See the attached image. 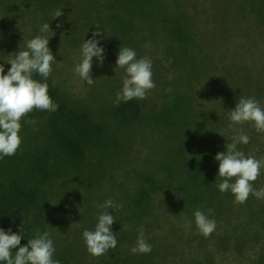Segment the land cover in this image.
<instances>
[{
    "label": "rangeland",
    "instance_id": "1",
    "mask_svg": "<svg viewBox=\"0 0 264 264\" xmlns=\"http://www.w3.org/2000/svg\"><path fill=\"white\" fill-rule=\"evenodd\" d=\"M142 1L145 4L147 2V0L138 2L143 3ZM164 1L171 7L176 6L185 18L173 12H162L158 17H151L148 20L154 22L153 19H164L166 21L164 25L182 24L184 28L187 24V31L195 35L183 46H179L169 35L161 32L159 28L162 22L159 21L148 25L146 18L130 16L127 22L129 29L123 28V24L119 22L124 23V17L118 15L119 17L112 19L113 15H110L106 4H103L105 0H95L96 5L92 7L89 0H58V9L63 13V9L68 8L71 15L63 13L56 18L54 17L58 9L50 8L52 0H0V64L4 65L5 74L11 67L7 63L10 59L9 54L16 53L20 49L25 50L27 41L36 35H41L40 28L44 23H48L54 33L49 39L48 46L56 62L51 66L52 74L47 83L49 86L53 85L54 80L55 85L66 92V97L74 99L75 110L79 116H85L92 123L96 122L95 116L99 113L96 111H100V106L107 105L105 109L114 107L116 93L122 88L125 71L115 65L120 46L134 49L137 59L148 57L151 60L152 79L156 87L149 91L146 99H139L145 114L144 118L142 117V121L135 125L133 131L126 133L123 130L118 131L125 143L117 147L116 151L106 156L98 154L94 149L87 151V155L92 152L94 156H91L90 163L85 166L83 180L91 189L89 193L85 185H80L77 186V192L89 193L90 204L100 213L103 209L99 206L109 198L116 204L125 203L123 199H119V193H122L123 189L133 191V187L141 181L135 171L143 170L157 186L154 188L145 185L150 196L145 204L146 208H152L159 216V220L155 222L158 225L151 230L158 240H161L162 236H169L165 232L168 222L174 224L178 220L177 210L166 200L167 194L177 192L173 185L180 184L197 193L201 188L193 187L192 182L185 179L180 166L169 168L162 163L163 157L176 162L179 157L182 160L181 151L188 148L189 141L183 137L176 138L175 133L181 131V126L170 125L168 121L161 119L158 122H148L147 114L150 110L161 108L168 99L171 100L176 96L189 101L191 112L198 113L194 119L199 126H195L191 131V137H194L193 146L189 143L190 148L199 149L201 152L196 158V166L204 165L213 169L208 162L211 161L216 165L219 162L212 159L214 149L209 150L210 144L218 142L220 147H223L231 143L228 138L240 132L247 133L250 142L237 146L238 149L258 159L264 157V133L254 131L252 129L254 127L249 122L242 125L232 124L229 127L231 122L228 115L223 113L226 108L223 100L227 95L226 83L220 78L225 73L224 64L232 62L234 52L237 53L235 56L244 55L245 62L253 69V73L258 69L259 72L264 73V30H259V27L255 26V18L244 12L241 17L233 19L236 21L235 24L232 23L235 32L225 39L221 32L225 29V23L228 27L227 23L232 17L228 11L225 22L224 16H220L223 0ZM49 18H53V21ZM135 20L137 22H134ZM57 24L61 27H57ZM97 25L99 29L96 28ZM242 29L246 30L240 31ZM93 31L104 33L96 38L99 41L98 46L104 49V60L99 63L97 58H93L91 75L95 83L90 86L75 74L74 61L79 60L81 45L84 40L92 38ZM33 78L42 81L39 75H34ZM254 98L264 107V95H256ZM46 115V111L34 110L31 120H35V124L24 125L29 136L48 127L43 123ZM217 116L219 118H216ZM214 121H217L216 135L209 144V127ZM29 126L33 127L32 132L29 131L31 129ZM78 126L79 129L80 124ZM214 172L216 177L218 171L214 170ZM99 173L101 176L99 175L97 179ZM168 175L173 179L172 186L175 188H167L163 182H156L164 178L167 182ZM217 179L221 182L223 178L218 176ZM252 183L256 189L264 187V169L261 170L260 177ZM209 191L207 187V192ZM69 193L71 194V189ZM101 195H105L106 199ZM82 198L76 197V207L79 212L86 206V202L85 204L81 202ZM58 205L68 204L66 202L61 204L60 201ZM221 206L225 209L223 213L219 216L216 213L209 215L210 219L216 221L215 231L205 238L198 233L195 225L188 235L189 243H183L181 250L189 251L190 254L186 255L189 258H198L207 264L253 262L259 257V250L264 243V199L250 195L247 203L241 204L240 207L231 198ZM116 209H108L109 214ZM186 218L182 219V225L188 233L191 222L188 221V217ZM73 225L74 223L70 229L74 227ZM65 235L66 233L63 234ZM222 242L226 245H222ZM85 256L91 264H98L87 250ZM0 264L4 263L0 262Z\"/></svg>",
    "mask_w": 264,
    "mask_h": 264
},
{
    "label": "trees",
    "instance_id": "2",
    "mask_svg": "<svg viewBox=\"0 0 264 264\" xmlns=\"http://www.w3.org/2000/svg\"><path fill=\"white\" fill-rule=\"evenodd\" d=\"M52 1L50 8L58 9V0ZM138 1L105 0L103 4H106L108 12L113 15V17L111 16L112 19L119 17L118 15L124 17L126 20H123L124 23L118 21L123 24L125 29H129L127 22L130 16L132 18L139 16L146 18L148 25H153L152 23L157 21L162 22L159 28L161 32L169 35L173 39L172 41L178 43L179 46H183L188 39L191 40V37L195 35V33L187 31V24L184 28L182 24L164 25L163 23L166 22L164 19H153L154 22L148 20L151 17H158V14L162 12H173L175 15L185 18L176 6L171 7L164 0H147L146 4L143 1V3ZM89 4L91 7L95 6V0H89ZM222 4L220 16H224L223 21H226L227 11L232 17L227 23L228 27L225 23V29H222L221 32L225 39L235 32L232 23L235 24L236 21L233 19L241 17L244 12L255 18V26L259 27V30H264V0H223ZM66 9H63V13L71 15L68 12L69 9ZM49 19L51 21L53 18ZM136 20L134 22H137ZM235 55L237 53L234 52L231 58L232 62L224 64L225 73L220 77L226 83L227 95L223 98L226 103V108L223 111L225 115H228L231 108L235 107L241 96L264 95V73L259 72V69L254 71L256 74L253 73V69L246 64L244 55ZM48 94L53 102L58 104V109L55 112L46 111L47 115L43 123L48 127L29 136L24 125H31L27 121L31 120L33 110L25 119L21 120L20 136L22 143L15 155L0 159V228L5 231L11 228L13 232L22 234L20 246L27 244L28 239L35 236L36 229H39L41 233L48 231L51 233L55 246L53 259L60 261V264H91L85 256L87 249L82 233L85 229L94 230L99 213L90 204L91 195L88 194L91 187L85 185L83 180L85 166L88 165V162L90 163V159L94 156L92 152H90L92 154L87 155V151L94 149L103 156L116 151L117 147L125 143L118 131L123 130L125 133L133 131L135 125L142 121L145 114L140 100L133 99L128 102H121L118 107L114 106L111 109H105L107 105L100 106V111H96L99 112L95 116L96 122L92 123L85 116H79L75 110L76 102L73 103L74 99L66 97L64 90L56 85H50ZM214 110L216 111V108ZM191 111L189 101L176 96L171 100L168 99L161 108L150 110V113L147 114V120L148 122H158L161 119L168 121L170 125L181 126V131L175 133L176 138L183 137L189 141L188 148L186 147L181 151L182 160L179 157L178 162H176L163 157L164 162L162 163L169 168H175L176 165L180 166L185 179L191 181L193 187H200L201 191L197 193L193 192L191 188L182 187L180 184L173 185V179L169 175L167 182L165 178L156 181L157 183L163 182L167 188L176 187L173 188L177 192L167 194L166 200L178 212V220L174 224L170 222L167 224L165 232L169 236H162V239L158 240L151 233V230L158 225L155 222L159 220V216L152 208H146L145 204L150 197L145 185L148 184L154 188L157 186L151 182L150 176L143 170L135 171L141 181L133 187V191L123 189L122 193H119V199L125 201L122 203L123 208L111 211L116 222L110 228L117 238V246L114 249H109L105 255L92 256L98 264H207L198 258H189L186 256L190 254L189 251L181 250L183 243H189L188 235L195 226L193 212L197 209L206 211L211 208L213 210L211 214L216 213L219 216L225 210L221 206L223 202L231 198L233 201L234 196L230 191L224 193L219 191L217 185L220 182L217 179L218 175L215 177L214 172V170L218 171V165L211 163V161L208 164L213 169L204 165H195L198 153L201 154V152L199 149L190 148L194 138L191 137V131L195 126H199L197 120L194 119L198 113ZM216 122L214 121V124L209 127V144L216 135ZM78 124H80L79 129L77 128L79 127ZM29 127H31L29 131L32 132L33 127ZM252 129L256 131L254 128ZM197 139H199L198 135ZM210 145L211 148L208 149H214L212 159L216 153L226 151L225 146L220 147L218 142ZM175 151L177 152V150ZM99 175L100 173L97 174V179ZM80 185H85L89 193L77 192V186ZM207 187L210 189L209 193ZM70 189L71 194H68ZM77 196L83 197L81 201L83 204L86 202V206L81 212L76 207ZM101 196L106 199L105 195ZM60 201L61 204L66 202L68 205H58ZM239 206L241 207V204ZM186 217L191 222L188 233L182 225V219ZM71 221L73 222L71 223ZM73 223L74 227L70 229ZM141 225L144 226L145 237L147 242L151 244L152 251L149 254H132L129 249L135 246L138 228ZM64 233H66L65 236H63ZM222 245L225 246L226 244L222 242ZM17 250L12 249V252L15 253ZM258 255L256 260L245 264H264V243ZM169 257L172 259H168Z\"/></svg>",
    "mask_w": 264,
    "mask_h": 264
},
{
    "label": "clouds",
    "instance_id": "3",
    "mask_svg": "<svg viewBox=\"0 0 264 264\" xmlns=\"http://www.w3.org/2000/svg\"><path fill=\"white\" fill-rule=\"evenodd\" d=\"M57 10L55 17L62 15ZM57 27H61L57 24ZM96 28H100L98 25ZM41 35L29 39L25 50L10 53L7 61L11 67L7 73L4 72V65L0 64V159L6 156H13L19 149L22 138L21 120L33 110L55 112L58 104L54 103L48 94V78L52 74V64L56 62L51 49L49 39L53 31L48 23L40 28ZM51 33V35H45ZM104 33L93 31L92 38L84 40L80 48V58L74 61V72L82 81L93 85L92 78L93 58L99 63L104 60V49L98 46L96 39ZM118 68L124 69L125 75L122 78V88L116 93L114 106L118 107L121 102H128L133 99H146L150 90L156 87L152 79V62L148 57L137 59L134 49L129 47L119 48L115 61ZM115 67V68H116ZM39 75L41 80L34 79ZM53 86L55 81L53 80ZM232 124H244L249 122L257 132L264 133V107L254 97L241 96L233 109L228 112ZM27 123L35 124V120ZM231 143L225 145L226 151L218 152L214 159L218 161V176L223 178L217 187L221 193L230 191L234 196V203L244 204L250 195L257 199H264V187L256 189L253 187L264 169V157L259 159L253 155H246L238 149L239 144H248L250 137L243 132L233 134L228 138ZM182 198V197H180ZM103 209L97 216V223L94 230L85 229L82 233L87 252L93 257L105 255L109 249L117 246V238L110 226L116 222V218L109 214L108 209L123 207L116 204L109 198L99 206ZM213 212L211 208L206 211L197 209L193 212L195 225L198 233L205 238L209 237L216 229V221L210 219ZM78 223V222H77ZM189 226L191 224L189 223ZM33 238L28 239L27 244L21 245L22 234L13 232L11 228L5 231L0 228V262L4 264H60V261L53 259L55 252L54 242L51 233L35 230ZM12 249H18L15 253ZM129 251L132 254H149L152 246L145 237L144 226L138 228V235L135 246Z\"/></svg>",
    "mask_w": 264,
    "mask_h": 264
}]
</instances>
